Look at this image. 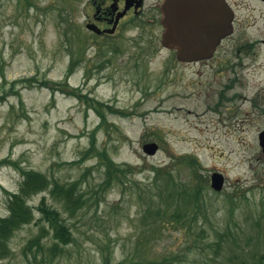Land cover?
<instances>
[{
    "label": "rangeland",
    "instance_id": "1",
    "mask_svg": "<svg viewBox=\"0 0 264 264\" xmlns=\"http://www.w3.org/2000/svg\"><path fill=\"white\" fill-rule=\"evenodd\" d=\"M158 1L145 0L142 16L123 18L113 35L103 36L87 28L93 0H0V161H11L0 165V216L9 212V193L20 187L19 166L68 184L80 181L91 206L75 214L48 192L35 195L30 202L36 219L16 231L11 253L0 264H37L32 261L37 248L26 245L39 232L37 206L43 194L61 210L76 238L52 264H104L106 256L111 264H124L143 233L140 195L151 192L147 184L154 167L169 166L175 180L193 184L189 156L202 167L208 218L190 229L187 208L183 222L169 217L151 239L149 256L164 259L175 252L178 264H206L207 259L253 264L264 254V153L258 139L264 105H253L264 96V62L257 58L256 68L228 72L226 64L236 60L231 45L228 54L219 45L208 60L180 62L162 45L159 14L153 11ZM46 80L57 90L39 85ZM231 82L228 96L235 98L226 102L224 86ZM76 88L81 96L69 93ZM85 96L103 103L96 106L106 113L104 124ZM150 142L159 145L155 154L143 149ZM103 151L116 164L133 168L128 184L102 187ZM214 171L225 175L221 191L211 186ZM229 193L237 196L232 216ZM201 226L212 238H197ZM231 228L222 251L214 249L209 257L196 253ZM146 229L149 234L152 227Z\"/></svg>",
    "mask_w": 264,
    "mask_h": 264
},
{
    "label": "trees",
    "instance_id": "2",
    "mask_svg": "<svg viewBox=\"0 0 264 264\" xmlns=\"http://www.w3.org/2000/svg\"><path fill=\"white\" fill-rule=\"evenodd\" d=\"M78 61L79 58L71 61L66 79L73 73L75 65L78 64ZM39 85L50 87L54 91L57 90L55 82L51 83L48 82V80L40 82ZM58 89H62L65 92L67 91L64 87H60ZM78 91L79 90L76 88L69 93L81 96ZM85 97L89 100V102L92 101L95 103H91L95 108H97L96 103L99 105L103 104L93 98L87 96ZM107 107L113 112L124 113L123 111L115 109L109 105H107ZM97 111L101 116V124H104L107 121L106 113L99 108H97ZM94 141L95 134H93L92 137L93 148ZM101 156L106 165L105 178L101 183L103 188L109 187L115 181L121 183L122 185L130 181V179H126L129 176L127 175L128 173L134 172L132 167L116 164L113 158H111L104 151L101 152ZM7 162H11L10 159L4 158L0 161V165ZM198 163L199 160L196 156H189V159H187L186 164L189 165L191 173L193 174V178L191 179V181L193 180V184L189 182H182L183 184L186 183L184 185L181 184L180 181L175 180L173 168L169 166L154 167V178L150 184H147V190L150 187L151 192L146 191V195L143 199L142 192L140 195L141 209L139 212L141 213V221L144 226L143 233L139 236L138 240L134 241V254H129L128 256H130V259H124V264H178V261L180 260L179 258H181L179 256L180 254L177 255L175 252H170V254L163 257L164 259L150 257L149 247L151 239L158 235L159 232L163 231V226H165V224L167 225L166 219L169 217H176L181 220V222L184 221L182 211L185 208L187 209L184 216H186L187 221L189 222L188 227L190 229H192V225L194 223L199 224L200 222L202 224L203 219L208 218V212L203 210L205 207L203 200V190L205 189V186L201 182V174L198 173V171L202 168L201 166L198 168ZM19 168L23 175L20 187L18 190L9 193L7 200L9 212L7 215L0 216V259H6L9 257L11 253L9 242L16 231L36 219L35 208L30 202L35 195L48 192L53 196L54 201L60 204H65L71 208L72 212L75 214L82 210L88 211L91 207L89 200L85 199L84 193L81 190L80 181L68 184L60 181L59 179L50 178L49 175L40 170L24 168L21 166H19ZM236 197V194L233 193H229L227 195V200L231 202L229 207L231 216L234 215V212H236V209L238 208H236ZM97 201L99 202L98 199ZM170 205L175 206L176 208L170 210ZM87 206V210H84ZM37 209L40 212V216L37 218V223L40 225L39 232L29 239L26 248L32 251L34 247L37 248V253L32 254V261L34 260V263L36 261L37 264H39L40 261L38 259H41L42 262L47 261L52 264L62 255V253L65 252L66 248L76 238L71 226L67 223V220L63 216L61 210L48 202L46 194L42 195ZM190 210H193V212L189 213ZM258 224H260V222H258ZM149 225L152 229L149 234H147L148 231L146 228L149 227ZM232 233V228L227 229V234L217 233L218 237L215 238V240H208L211 242H207L206 246L197 248L198 251H196V253L198 255L202 254L209 257L211 256L210 251H214V249H220L222 251L225 240L230 239L229 237H231L230 235ZM195 235H197V238L200 239L212 238L211 234L204 226H201L200 230L197 234L195 233ZM193 239H195V236H193ZM195 241L196 240L193 242ZM196 243L199 244V242ZM27 249L25 251H27ZM220 250L218 252H220ZM27 254L28 253H26V255ZM104 264H111L110 260L107 259V256ZM206 264H217V262L215 259H207ZM224 264H228V262ZM253 264H264V254L260 255L257 259H254Z\"/></svg>",
    "mask_w": 264,
    "mask_h": 264
},
{
    "label": "water",
    "instance_id": "3",
    "mask_svg": "<svg viewBox=\"0 0 264 264\" xmlns=\"http://www.w3.org/2000/svg\"><path fill=\"white\" fill-rule=\"evenodd\" d=\"M135 1V7L138 9L140 0ZM133 2L127 0L124 10L117 16L118 20ZM161 10V22L164 27L162 42L165 47L174 49L177 58L182 62L213 57L221 39L233 29V10L227 0H164ZM117 22L110 32L115 30ZM88 28L102 32L92 23L88 24ZM259 140L264 153V129L259 134ZM158 148L156 142L146 143L143 147L148 154H155ZM224 184V174L220 171L213 172L212 187L219 191Z\"/></svg>",
    "mask_w": 264,
    "mask_h": 264
},
{
    "label": "flooded vegetation",
    "instance_id": "4",
    "mask_svg": "<svg viewBox=\"0 0 264 264\" xmlns=\"http://www.w3.org/2000/svg\"><path fill=\"white\" fill-rule=\"evenodd\" d=\"M135 0H131V2ZM163 0H159L153 11L157 10L159 14V22L161 20V4ZM232 6L234 17H233V29L231 33L223 37L220 45H222L224 51L229 52L231 47L236 52V60L229 64H226L227 71L230 72L234 68L245 70L254 66L255 59H261L264 62V0H227ZM142 6L136 10L135 6H132L126 14L118 20L117 27L121 20L127 16L135 15L140 17L143 15V8L145 0H140ZM95 10L92 16H89L87 21L94 22L102 29H110L117 21L118 14L124 9L126 0H93ZM156 20L155 18H153ZM104 35H113L107 32ZM237 34V36H236ZM249 57L250 61H246ZM259 63V64H262ZM236 80V79H235ZM233 80L232 82H235ZM227 83L224 86L225 95H223L224 101H229L233 97H229V91L233 87V83ZM263 91H260L261 94ZM238 97V96H236ZM243 98L242 96H239ZM264 96H259L253 100L255 107H262L264 105Z\"/></svg>",
    "mask_w": 264,
    "mask_h": 264
}]
</instances>
